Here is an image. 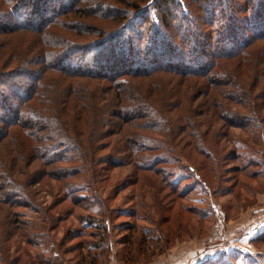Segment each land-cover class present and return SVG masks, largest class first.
Wrapping results in <instances>:
<instances>
[{
    "label": "trees",
    "instance_id": "trees-1",
    "mask_svg": "<svg viewBox=\"0 0 264 264\" xmlns=\"http://www.w3.org/2000/svg\"><path fill=\"white\" fill-rule=\"evenodd\" d=\"M62 2L0 0V251L40 238L43 230L26 211L46 184L68 191L60 201L51 194L52 204L69 199L87 208L102 179L123 165L129 174L120 189L152 191L162 209L193 193L190 178L205 198L215 181L227 183L224 174L259 175L247 168L263 166L257 156L264 149L224 141L231 124L264 145V2ZM217 94L236 108L224 111ZM214 117L223 121L219 129ZM157 140L171 143L173 160L143 157L160 149L152 146ZM230 162L238 165L227 168ZM175 170L191 176L173 180ZM203 197L185 212L204 217L211 208L200 212ZM135 205L140 209L142 200ZM93 212L75 217L90 231L84 228L88 239L76 243L79 264H100L98 251L108 240L107 225ZM140 229L148 242L161 239L160 227ZM126 230L130 252L137 226ZM253 241L263 242L264 232ZM143 247L153 254L157 244ZM41 255L40 264H52Z\"/></svg>",
    "mask_w": 264,
    "mask_h": 264
},
{
    "label": "rangeland",
    "instance_id": "rangeland-1",
    "mask_svg": "<svg viewBox=\"0 0 264 264\" xmlns=\"http://www.w3.org/2000/svg\"><path fill=\"white\" fill-rule=\"evenodd\" d=\"M55 1L52 0V2ZM62 1L64 2V0ZM254 1L255 3L264 2L263 0ZM10 38L12 42L17 40L14 37ZM2 40H0L1 43L3 42ZM130 57L131 60L128 61H133V64L137 65L135 62L137 56L131 55ZM91 58L92 56L86 59L91 61ZM132 68L134 66L129 69ZM232 92V89L225 90L226 95L235 97ZM222 96V94H217L214 97L215 100L222 104L221 107L224 111L236 108L235 104H231L232 102L229 98H223L225 96ZM223 105L226 106V109ZM216 112L222 111L216 110ZM214 119L215 121L212 122L219 129L223 121L215 117ZM232 120L235 124L240 123L238 119ZM225 129L228 130V138H230L224 141L227 147L230 146V140H233L236 143L241 142L242 145L249 144L250 146H255L257 149H264L263 144H258V142L251 140V136L244 129H240L239 126L230 124ZM167 144L165 141L157 140L152 143V146H159L160 149L152 152L148 151L143 157L145 156V159H148L149 156L155 153L162 156L161 158L173 160L172 155H170L171 153L169 154L167 151L171 143L167 142ZM257 157L261 160L263 166L253 167L249 165L247 170L251 173L258 172L259 175H254V177L250 178L241 172L238 174L236 172L229 175L224 174L223 176L225 177L222 178H228L227 183L221 186L220 182L215 181L210 193L205 198L200 195L201 187L199 184L190 178L187 184L195 188L193 193L178 200L173 205L174 207L170 206L169 208L162 209L153 205L154 194L152 191L142 192L141 190L138 191L136 187L131 186L120 189V184L128 178L127 175L129 174V168L123 165L113 168L110 173L108 172L107 178L106 175L104 176L106 179H102L101 183H99L98 186L100 188H98L96 193V201L98 203L95 201L87 208L80 206V204L77 205L69 199L61 205L52 204L54 202L53 198L55 201L63 200L66 195H64V192L68 193V191L63 188V192L58 194L59 186L46 184L39 191V195L33 199V206L26 211L27 215L32 216L36 220V222H33L34 227H40L43 230L42 235L38 236L40 237L39 239H35L34 237L33 239L36 243L33 241L27 248L17 246L11 249L10 247L6 250L2 249L0 251V264H40L41 258L36 257L37 254H42L43 256H41H45L44 258L47 257L52 264H79L77 255L80 249H76L75 247L79 238L88 239L86 235L83 236V230L87 226L85 222L87 221L79 222L76 218L86 217L89 213H94L93 211H96V214H94L96 219L103 218L104 223L107 225L108 240L104 247L98 251V261L100 264H176L177 260L182 258L183 251L187 247L192 246V243H187L186 245L180 244L182 241L195 239L197 243L202 245L204 236H206L210 240L207 239V241L209 243L212 242L211 245L216 247L217 244L215 243L219 241L221 235L223 238L226 233V240L222 239L220 241H227L222 245L227 246L228 251L222 254L225 255L224 258L219 259V262L213 264H240L241 262L243 264H263L264 241L257 243L253 241L261 232L256 237H253L251 241L247 242L249 236H251L248 229L256 230L254 232L259 230H263L264 232V156L258 155ZM237 165V162L226 164L227 168ZM175 166L176 164H171L170 168ZM174 172H176L173 174L174 176L171 174L172 177H170L173 180H177L180 176H191L186 171L175 170ZM236 175L238 177L235 186L232 185L234 181L230 180V178ZM228 186H234V189L232 190ZM51 194L54 195L52 199L49 197ZM81 195L85 198L90 196L86 192H83ZM202 197L207 204H203L201 207L205 206L206 208L204 209L206 210L209 205L211 208L209 212H206L203 207L200 208V212L201 210L202 213L206 212L204 217H201L197 212H185L187 211V207L195 209L193 203ZM139 200H142L143 206L137 209L135 201ZM56 204L58 203L56 202ZM104 209H106L105 212L103 211ZM250 210L252 211L250 212ZM132 211L134 212L132 213ZM135 212L137 213L135 214ZM64 214L66 217L63 221L61 218ZM252 217H255L259 222L254 220L250 227H244L242 224H246ZM164 218L169 220L165 222ZM161 220L162 222H160ZM213 222H224V226L222 227L220 224L213 226L210 233ZM132 224H136L137 226L133 238L135 246L128 252L126 242L129 240L128 236L131 233L126 230V227ZM51 226L56 227L50 229ZM155 227H160V232L159 234L156 233V235L161 239L156 243L154 241H146L140 228ZM68 229L71 232L65 236V232ZM86 230L85 234L90 232L88 228ZM63 241L64 243H61ZM213 241L217 242L214 243ZM143 242L146 243V246L157 244L153 254H149V251L145 250ZM9 245L13 246V242Z\"/></svg>",
    "mask_w": 264,
    "mask_h": 264
},
{
    "label": "crops",
    "instance_id": "crops-1",
    "mask_svg": "<svg viewBox=\"0 0 264 264\" xmlns=\"http://www.w3.org/2000/svg\"><path fill=\"white\" fill-rule=\"evenodd\" d=\"M252 210H250L251 212ZM248 214V213H247ZM256 221V222H259V220H256L255 217H252V219H249V221L245 224H242L244 225V227H250L252 225V222L253 221ZM218 224H220V226H224V222H213L211 224V230H210V233L212 232V228L213 226H217ZM227 224V223H226ZM248 231L250 232V235L249 236V239L247 240L248 241H251V239H253V237H256L260 232H262L263 230H259L257 232H254L256 230H249ZM226 232V231H225ZM227 233L224 235V237L222 238V235L220 236V239L219 241H213L216 245V247L212 246L211 243H209L207 241L208 237L204 236V239H203V243L202 245L200 243H197L195 239H191L190 241H182V245H186L187 243L188 244H191L192 246H189L187 247L184 251H183V255H179L181 256L182 258L181 259H178V260H182V261H178L177 260V263L176 264H204L206 262H209V261H215V260H219L223 257H225V255H222L223 253H227V246H224L222 245L223 243L227 242V241H220L222 239L226 240L225 238L227 237L226 236ZM209 240V239H208ZM210 241V240H209ZM194 243V245H193ZM196 244V245H195ZM180 246V245H179ZM235 248V247H234ZM233 248V249H234ZM187 256V257H185ZM178 262H181V263H178Z\"/></svg>",
    "mask_w": 264,
    "mask_h": 264
}]
</instances>
